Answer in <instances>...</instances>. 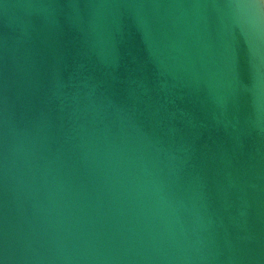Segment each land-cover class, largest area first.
I'll return each mask as SVG.
<instances>
[{"label":"water","instance_id":"95a60500","mask_svg":"<svg viewBox=\"0 0 264 264\" xmlns=\"http://www.w3.org/2000/svg\"><path fill=\"white\" fill-rule=\"evenodd\" d=\"M2 264H264L259 0H0Z\"/></svg>","mask_w":264,"mask_h":264},{"label":"snow or ice","instance_id":"6c2138e0","mask_svg":"<svg viewBox=\"0 0 264 264\" xmlns=\"http://www.w3.org/2000/svg\"><path fill=\"white\" fill-rule=\"evenodd\" d=\"M259 3H260L261 5H264V0H259ZM0 264H2V262H0Z\"/></svg>","mask_w":264,"mask_h":264}]
</instances>
